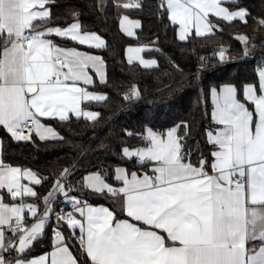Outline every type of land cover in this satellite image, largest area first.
<instances>
[{
  "label": "snow or ice",
  "instance_id": "6c2138e0",
  "mask_svg": "<svg viewBox=\"0 0 264 264\" xmlns=\"http://www.w3.org/2000/svg\"><path fill=\"white\" fill-rule=\"evenodd\" d=\"M109 7L118 10L120 30L136 37L142 22L124 13L143 11V0H0V264H264V0L255 14L245 0H154L155 17L179 42L218 40L189 79L202 78L212 62L217 69L235 62L223 42L226 26L247 30L228 34L241 45L238 56L255 59L259 51L260 59L251 80L212 85L199 98L211 105L202 136H193L195 119L162 131L145 124L123 129L119 146L111 135L85 143L54 126L104 120L89 105L110 98L96 87L108 84L106 61L68 42L106 49L80 17L83 8L99 16ZM158 43L157 36L128 45L127 63L159 72L157 58L141 55L161 52ZM119 95L122 109L144 98L136 83ZM5 138L66 145L67 154L42 173L6 161ZM114 151L111 164L92 163ZM45 184L41 195L34 186ZM49 231L50 251L33 254Z\"/></svg>",
  "mask_w": 264,
  "mask_h": 264
},
{
  "label": "trees",
  "instance_id": "16d2710c",
  "mask_svg": "<svg viewBox=\"0 0 264 264\" xmlns=\"http://www.w3.org/2000/svg\"><path fill=\"white\" fill-rule=\"evenodd\" d=\"M60 2H64V0H60ZM71 2L83 5L86 0H71ZM143 2V11L130 10L124 13L142 22V29H138L136 31L137 36L132 38L120 30L116 8L109 7L106 15L99 16L87 8L82 9L80 17L82 24L87 29L95 30L101 34L106 40L107 48L96 50L72 45L71 42L68 44L81 50L94 52L105 59L108 84L102 85L100 82H96V87L98 90L107 92L110 98L106 104L92 102L89 105V107L104 114V120L100 122L99 126L91 125L83 117L79 120L73 118L69 123L64 124L54 122V126L62 135L71 136L76 141L83 139L85 143L94 137L97 138L98 143L100 139L111 135L114 145L119 146L122 139L120 134L125 128L140 132L144 125L148 124L154 129L162 131L180 120L191 122L195 119L193 136H202V128L210 123V120L205 119V116L206 114L210 115L211 105L209 102L206 108L199 98L205 95L212 85L226 81L241 83L252 79L256 63L260 59L259 51H257L255 59L244 60L236 52V49H239L241 45L228 35L235 31H247L246 29L238 24L233 27L226 26L224 29L223 42L231 44L233 49L231 55L235 58V62L226 63L219 69H217L215 62H212L208 65L210 70L203 73L202 78L192 80L189 79V76L196 73L199 55L209 52L216 46L218 40L215 37L209 40L190 38L187 43L179 42L175 38L171 25L166 28L155 17L152 11L154 0H143ZM245 2L253 8L255 14V11L260 7L261 0H245ZM157 36L159 37L157 46L162 51L159 53L146 51L143 55L158 59L159 72L144 70L138 65L132 66L127 63L124 52L127 45L151 41ZM168 57L174 58L179 63L180 67L185 70L183 74L168 68ZM165 71L170 74L165 76ZM132 83L139 86L144 98L122 109L119 92L125 90ZM0 136H4L2 130H0ZM126 142L129 145L138 144V140L135 138H127ZM66 154V145L51 142L45 144L37 141L36 145H32L15 143L5 138L3 143V157L6 161H10L14 165L39 170L42 173L47 172L48 166H57V160L65 157ZM117 159L114 151L107 156L101 155L99 160L93 157L92 163L103 162L108 165ZM127 166L130 169L133 167L132 164ZM34 187L43 195L48 190L49 185ZM88 199L95 204L112 206L108 199L98 198L94 195H88ZM49 236L50 231L48 235L41 238V242L36 245L33 254L38 255L50 250Z\"/></svg>",
  "mask_w": 264,
  "mask_h": 264
},
{
  "label": "crops",
  "instance_id": "0c3cea01",
  "mask_svg": "<svg viewBox=\"0 0 264 264\" xmlns=\"http://www.w3.org/2000/svg\"><path fill=\"white\" fill-rule=\"evenodd\" d=\"M125 15H126V14H125ZM129 18H130V19H133V20H139V19H137V18H132V17H130V16H129ZM137 30H138V29H134L133 31L136 32ZM122 33H123V32H122ZM127 46H128V45H127ZM127 46H126V47H127ZM126 47H125V48H126ZM84 51H85V50H84ZM124 52H125V50H124ZM141 55H143V53H141ZM143 56H144V55H143ZM144 57H145V56H144ZM125 58H126V57H125ZM145 58L148 59V58H152V57H145ZM126 61H127V59H126ZM134 63H135V62H134ZM91 74H92L93 76H95L94 73H91ZM96 82H99V81L97 80ZM90 90H91V89H90ZM25 183H27V181H25ZM104 205H105V204H104ZM105 206H106V205H105ZM48 251H50V250H48ZM41 254H42V253H40V254H38V255H41Z\"/></svg>",
  "mask_w": 264,
  "mask_h": 264
},
{
  "label": "built area",
  "instance_id": "2783aa9c",
  "mask_svg": "<svg viewBox=\"0 0 264 264\" xmlns=\"http://www.w3.org/2000/svg\"><path fill=\"white\" fill-rule=\"evenodd\" d=\"M234 60H235V58H234ZM58 207H59V205H57ZM53 222H54V220H53Z\"/></svg>",
  "mask_w": 264,
  "mask_h": 264
}]
</instances>
